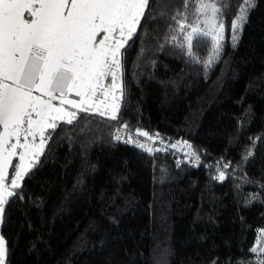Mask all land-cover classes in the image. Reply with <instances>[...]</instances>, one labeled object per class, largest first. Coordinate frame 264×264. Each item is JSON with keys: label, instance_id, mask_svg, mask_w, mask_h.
Masks as SVG:
<instances>
[{"label": "trees", "instance_id": "obj_1", "mask_svg": "<svg viewBox=\"0 0 264 264\" xmlns=\"http://www.w3.org/2000/svg\"><path fill=\"white\" fill-rule=\"evenodd\" d=\"M204 2L218 44L200 0H149L120 52L118 120L78 111L49 129L4 204V264H264V0ZM193 28L211 35L190 56Z\"/></svg>", "mask_w": 264, "mask_h": 264}, {"label": "snow or ice", "instance_id": "obj_2", "mask_svg": "<svg viewBox=\"0 0 264 264\" xmlns=\"http://www.w3.org/2000/svg\"><path fill=\"white\" fill-rule=\"evenodd\" d=\"M148 3L149 0H0V214L8 198L18 195L15 190L21 186L20 181L42 154L48 139L46 130L55 129L57 121L72 123L75 119L76 112L67 111L64 105L86 113L95 110L102 117L118 120L120 96L113 93H123L120 52L137 30ZM244 4L250 6V0H244ZM196 11L205 14L203 23L211 30L219 29L214 37L217 39L224 28L222 22L216 23L221 9L200 0ZM245 11L242 7L241 12ZM243 19V14L238 17L239 21ZM230 27L238 30L241 24ZM184 28L181 23L180 30ZM194 34L209 36L211 31L193 28L188 33L190 56ZM218 50L217 46L214 51ZM109 77L110 84L105 88L103 81ZM71 93L80 99H68ZM98 93L112 100L103 109L95 102ZM57 99L60 106L53 104ZM127 127L122 125V129ZM135 135L153 139L148 132L137 130ZM13 138L15 143L11 142ZM115 138L121 139L119 131ZM181 145L191 148L185 142L170 147ZM138 146L153 151L146 144ZM18 148L22 149L19 163L12 165ZM186 154L199 160L195 152ZM10 167L14 175L9 182ZM223 178L221 172L218 179ZM6 257L7 242L0 235V264Z\"/></svg>", "mask_w": 264, "mask_h": 264}, {"label": "rangeland", "instance_id": "obj_3", "mask_svg": "<svg viewBox=\"0 0 264 264\" xmlns=\"http://www.w3.org/2000/svg\"><path fill=\"white\" fill-rule=\"evenodd\" d=\"M25 18H28V16H27V13L25 14ZM215 36L217 37V33L215 34ZM100 39V37H98L97 38V40H99ZM218 39V41L220 40V36L217 38ZM216 39V40H217ZM110 77L109 78H106L104 81H103V84H104V86H105V88H107L108 86H109V84H110ZM33 95H41L40 93H37V94H33ZM113 95H117V96H121V93H119V92H114L113 93ZM97 99H96V104L97 105H99L100 107H101V109H103L104 107H105V105L106 104H110L111 102H112V100H111V97L109 96V97H107V98H105V97H102L99 93L97 94ZM42 98H45L46 99V97H42ZM68 99H72V97H71V94H69V96L67 97ZM78 98V99H77ZM76 99H73V100H79L80 98L79 97H77ZM101 101H103V103H101ZM117 103H120V99H119V101H117ZM53 104H55V105H57V106H60V100L59 99H57V100H54L53 101ZM64 107H65V109L67 110V111H73V112H78L76 109H74V108H72V106L71 105H64ZM90 113H93V114H96L95 113V110H92V111H90ZM96 115H98V114H96ZM100 116V115H99ZM67 119V118H66ZM60 121H57L56 123L58 124ZM3 131V128H2V126H0V132H2ZM48 131H49V129H47L46 130V132H45V135L48 137ZM47 141H48V139L46 140V143H45V147H46V144H47ZM12 143H15V138H13V140L11 141ZM21 143H23L24 142V140H23V137H21V141H20ZM36 143H39V139L37 138V141H36ZM45 147H44V149H45ZM44 149H43V151H44ZM22 151V149H17V152H16V155L15 156H13V158H12V165H17L18 163H19V153ZM39 157H40V155H39ZM39 157H38V159H39ZM38 159H37V161H38ZM36 161V162H37ZM35 165V164H34ZM32 168V167H31ZM30 168V169H31ZM13 170H12V167H10L9 168V170H8V178H9V182H10V180L13 178ZM25 177V176H24ZM23 180V179H22ZM7 183V182H6ZM22 183V181H20V184ZM4 209V208H3ZM2 220H3V213L2 214H0V226H1V223H2ZM1 235V234H0ZM254 249H256V252L258 253L259 251H260V247H259V245H255L254 246Z\"/></svg>", "mask_w": 264, "mask_h": 264}, {"label": "built area", "instance_id": "obj_4", "mask_svg": "<svg viewBox=\"0 0 264 264\" xmlns=\"http://www.w3.org/2000/svg\"><path fill=\"white\" fill-rule=\"evenodd\" d=\"M71 97H72V99H76L77 98V96L74 93H71ZM130 140H131V142H133L135 144H146L148 147L154 146V145H151V143H150V141L148 139H144L142 137H136L135 134H132V136L130 137ZM173 149H175V148H173Z\"/></svg>", "mask_w": 264, "mask_h": 264}, {"label": "crops", "instance_id": "obj_5", "mask_svg": "<svg viewBox=\"0 0 264 264\" xmlns=\"http://www.w3.org/2000/svg\"><path fill=\"white\" fill-rule=\"evenodd\" d=\"M37 93H39V92H34L33 94H37ZM75 94V93H74Z\"/></svg>", "mask_w": 264, "mask_h": 264}]
</instances>
